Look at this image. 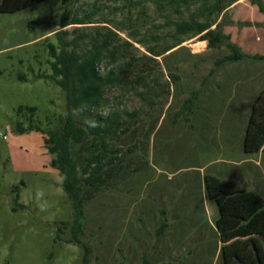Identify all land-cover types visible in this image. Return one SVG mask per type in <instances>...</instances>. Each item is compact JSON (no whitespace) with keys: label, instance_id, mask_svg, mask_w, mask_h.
<instances>
[{"label":"rangeland","instance_id":"374dc122","mask_svg":"<svg viewBox=\"0 0 264 264\" xmlns=\"http://www.w3.org/2000/svg\"><path fill=\"white\" fill-rule=\"evenodd\" d=\"M212 1L46 0L0 14V264H222L203 178L236 179L264 199V151L242 149L251 103L264 87V17L250 0L210 15ZM63 13L90 16L89 26L132 43L142 62L148 48L176 44L172 22L191 18L220 23L254 57L225 61L224 45L208 48L200 35H185L147 61L160 68L152 104L142 88L108 89L99 112H135L122 115L134 132L112 142L119 160L107 182L84 185L91 193L83 195L80 231L64 227L73 225L74 209L43 134L16 131L17 123L46 131L66 114L65 93L46 77L47 45L57 43ZM74 27L65 28L67 39Z\"/></svg>","mask_w":264,"mask_h":264},{"label":"trees","instance_id":"16d2710c","mask_svg":"<svg viewBox=\"0 0 264 264\" xmlns=\"http://www.w3.org/2000/svg\"><path fill=\"white\" fill-rule=\"evenodd\" d=\"M46 0H0V14L15 13ZM71 0H61L62 6ZM238 0H213L210 15L219 14ZM264 17L262 0H250ZM60 29L53 35L56 44L47 45L51 75L55 84L65 93L66 114L60 116L56 126L43 131L29 125L16 124V131L23 133L35 128L43 134V144L52 155L50 166L57 170L61 186L74 209L73 225L64 223V227L80 231L83 219L84 198L91 191L84 185L95 189L104 185L112 173L118 152L112 142L119 141L125 132L132 131L122 115L136 117V113L112 111L101 114L99 110L107 104L105 93L111 88H125L142 96L149 95L158 86L160 68H154L147 61H153L172 48L178 46L181 36H199L207 42L208 48L224 45L231 51L225 61L250 57L231 43L229 35L219 29L220 23L198 21L172 22L176 44L158 50L148 48L149 56L141 61L133 52L129 41H116V34L110 29L93 25L90 16H74L68 20L65 13L60 18ZM74 25L70 31L65 28ZM215 25L214 29H211ZM82 27H91L88 33L77 32ZM105 61L104 68H101ZM157 64V63H156ZM109 66V68H107ZM159 66V65H157ZM144 99V97H143ZM192 99H187L184 108L190 111ZM21 110V109H19ZM34 112V108H29ZM242 149L245 153L264 151V87L251 103L250 112L243 136ZM118 171V168H117ZM119 173V171H118ZM203 187L206 199L214 206L216 216L213 222L218 240V256L222 264H264V199L248 191L237 183L205 176Z\"/></svg>","mask_w":264,"mask_h":264},{"label":"crops","instance_id":"0c3cea01","mask_svg":"<svg viewBox=\"0 0 264 264\" xmlns=\"http://www.w3.org/2000/svg\"><path fill=\"white\" fill-rule=\"evenodd\" d=\"M210 176H213V175H210ZM216 177V176H215ZM218 178V177H217ZM220 179V178H219ZM224 180H228V179H224ZM230 181H233V182H235V183H237L238 184V182H236L235 180H231V179H229ZM204 185V184H203ZM239 185V184H238ZM213 230H214V233H215V236L217 237V235H216V232H215V228H214V226H213Z\"/></svg>","mask_w":264,"mask_h":264}]
</instances>
